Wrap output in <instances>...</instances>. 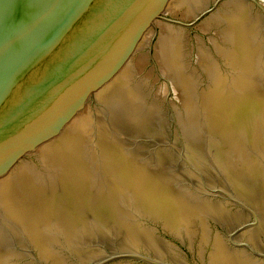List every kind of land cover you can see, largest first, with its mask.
<instances>
[{
	"label": "water",
	"instance_id": "95a60500",
	"mask_svg": "<svg viewBox=\"0 0 264 264\" xmlns=\"http://www.w3.org/2000/svg\"><path fill=\"white\" fill-rule=\"evenodd\" d=\"M0 264H264V0H0Z\"/></svg>",
	"mask_w": 264,
	"mask_h": 264
}]
</instances>
